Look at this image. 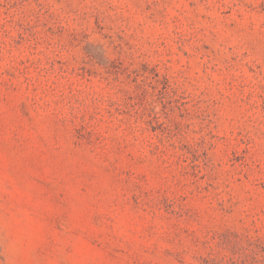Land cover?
Wrapping results in <instances>:
<instances>
[{
	"label": "rangeland",
	"instance_id": "rangeland-1",
	"mask_svg": "<svg viewBox=\"0 0 264 264\" xmlns=\"http://www.w3.org/2000/svg\"><path fill=\"white\" fill-rule=\"evenodd\" d=\"M0 264H264V0H0Z\"/></svg>",
	"mask_w": 264,
	"mask_h": 264
}]
</instances>
